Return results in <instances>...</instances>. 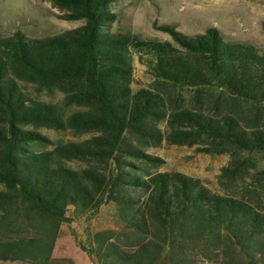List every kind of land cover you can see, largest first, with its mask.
Wrapping results in <instances>:
<instances>
[{
    "label": "trees",
    "instance_id": "trees-1",
    "mask_svg": "<svg viewBox=\"0 0 264 264\" xmlns=\"http://www.w3.org/2000/svg\"><path fill=\"white\" fill-rule=\"evenodd\" d=\"M48 1L84 23L51 36H0V260L50 264L60 225L110 203L117 228L77 241L93 264H196L198 254L220 253L264 264V211L178 172L145 176L137 164L158 160L138 144L201 142L230 155L220 181L240 177L251 165L244 153H264V52L214 27L186 35L159 26L172 42L114 34L113 0ZM134 56L152 76L148 88H131ZM18 80L80 108L65 115L60 104L28 97ZM176 88L192 90L189 103L178 91L172 97ZM42 127L93 135L46 150ZM85 157L104 166L63 161Z\"/></svg>",
    "mask_w": 264,
    "mask_h": 264
},
{
    "label": "rangeland",
    "instance_id": "rangeland-1",
    "mask_svg": "<svg viewBox=\"0 0 264 264\" xmlns=\"http://www.w3.org/2000/svg\"><path fill=\"white\" fill-rule=\"evenodd\" d=\"M109 9L115 19L108 25L114 34H138L142 37H155L172 42L170 35L159 28L172 25L186 35L203 33L208 27L216 28L225 41L248 42L264 52V0H113ZM64 11L48 0H0V36L6 37L19 31L25 38H37L65 33L84 23L83 19L69 20L63 17ZM152 76L146 66L133 57L131 88H148ZM18 88L28 97L60 104L65 115L78 110L77 105H65L64 95L59 91L40 90L34 83L17 81ZM172 90V89H171ZM180 93L183 103H189L192 90L176 88L175 98ZM216 92V91H214ZM182 102V101H181ZM159 127L165 135L166 121ZM30 129V127H29ZM48 141L40 148L52 150L58 144L81 142L93 135L92 132L78 133L72 128L37 129ZM148 155L158 158L155 163H140L141 174L148 176L157 172H178L198 179L203 186L214 193L244 198L257 210L264 211V153L245 154L251 165L232 183L220 181L221 168L228 164V152L207 153L205 144L192 145L170 143L162 138L158 143L138 144ZM129 158V157H128ZM73 169L102 167L103 162L85 158L64 159ZM136 163V162H135ZM228 182V181H227ZM69 222L60 225L50 264H93L77 241L84 242L85 231L116 229L118 218L114 206L101 204L97 210L87 215L71 216ZM0 264H24L21 261H2ZM196 264H242L238 258L219 255H199Z\"/></svg>",
    "mask_w": 264,
    "mask_h": 264
}]
</instances>
